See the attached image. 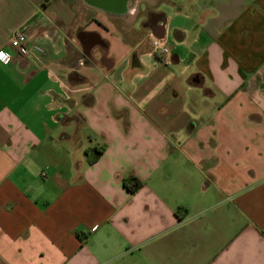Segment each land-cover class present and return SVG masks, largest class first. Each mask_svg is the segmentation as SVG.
Here are the masks:
<instances>
[{
  "label": "crops",
  "instance_id": "obj_1",
  "mask_svg": "<svg viewBox=\"0 0 264 264\" xmlns=\"http://www.w3.org/2000/svg\"><path fill=\"white\" fill-rule=\"evenodd\" d=\"M0 50V264H264V0H0Z\"/></svg>",
  "mask_w": 264,
  "mask_h": 264
},
{
  "label": "built area",
  "instance_id": "obj_2",
  "mask_svg": "<svg viewBox=\"0 0 264 264\" xmlns=\"http://www.w3.org/2000/svg\"><path fill=\"white\" fill-rule=\"evenodd\" d=\"M154 50L160 56H169L171 53V46L162 39H156L153 42ZM11 49L19 56L27 57L33 51L45 54L46 50L38 43L30 45L28 34L25 29H17L13 32L11 38ZM13 59L11 53L5 50H0V60L6 64L10 63Z\"/></svg>",
  "mask_w": 264,
  "mask_h": 264
},
{
  "label": "trees",
  "instance_id": "obj_3",
  "mask_svg": "<svg viewBox=\"0 0 264 264\" xmlns=\"http://www.w3.org/2000/svg\"><path fill=\"white\" fill-rule=\"evenodd\" d=\"M103 150L99 148H95V157L98 158L102 154ZM143 183L136 177H132L125 181V186L130 192H134L139 189Z\"/></svg>",
  "mask_w": 264,
  "mask_h": 264
},
{
  "label": "water",
  "instance_id": "obj_4",
  "mask_svg": "<svg viewBox=\"0 0 264 264\" xmlns=\"http://www.w3.org/2000/svg\"><path fill=\"white\" fill-rule=\"evenodd\" d=\"M88 1L91 2L92 4L108 8L110 6L120 5L124 0H88ZM91 50H92V47L87 48V50H86V51H88L86 53L87 56H90V57L92 56Z\"/></svg>",
  "mask_w": 264,
  "mask_h": 264
},
{
  "label": "flooded vegetation",
  "instance_id": "obj_5",
  "mask_svg": "<svg viewBox=\"0 0 264 264\" xmlns=\"http://www.w3.org/2000/svg\"><path fill=\"white\" fill-rule=\"evenodd\" d=\"M96 40V37L95 36H93V37H91V38H89V39H86V43L89 45V44H91L93 41H95Z\"/></svg>",
  "mask_w": 264,
  "mask_h": 264
}]
</instances>
